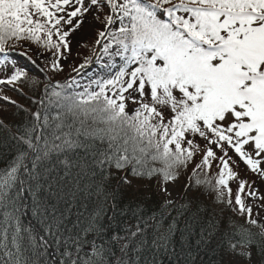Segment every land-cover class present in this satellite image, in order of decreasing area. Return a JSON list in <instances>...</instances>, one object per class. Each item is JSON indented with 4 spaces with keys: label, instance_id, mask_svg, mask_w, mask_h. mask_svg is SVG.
I'll return each mask as SVG.
<instances>
[{
    "label": "snow or ice",
    "instance_id": "snow-or-ice-1",
    "mask_svg": "<svg viewBox=\"0 0 264 264\" xmlns=\"http://www.w3.org/2000/svg\"><path fill=\"white\" fill-rule=\"evenodd\" d=\"M88 12L104 25L99 37L110 38L103 43L104 53L122 60L114 75L95 81L98 91L89 86L65 95L60 105L72 117L83 116L97 125L86 135L107 147L98 151L93 164L102 176L109 169L123 171L131 165L132 175L156 178L166 207L174 203L169 199L170 182H178L180 170H187L201 155L185 188L209 186L219 203L233 205L230 181L236 180L235 205L241 214L247 213V223L259 229L237 230L227 242L224 264H264V223L251 218L252 209L242 198L257 197L258 188L249 186L245 192L248 181L233 170L229 155H235L264 185V0H0V54L7 60L9 41L29 40L51 53L53 70H62L57 58L68 47L66 37ZM12 63V74L0 84L27 76V70ZM44 88L47 92L48 85ZM34 115L39 121L41 114ZM36 131L17 138L35 154L32 168L24 163L28 152L20 151L0 174V264H41L39 257L46 256L49 247H54L57 257L48 264H134L124 257L130 249L138 250L132 248L133 241L147 226L140 217L124 229L125 235L110 237V242L120 245L122 256L115 259L104 242L97 243L107 230L99 220L103 209L78 219L75 232L65 227L64 213L56 204L40 213L42 235L36 228L21 227L17 185L26 181L19 179L20 169L29 174L26 190L32 191L30 182L35 181L38 192L41 175L33 174L37 162L61 148L54 141L50 147L47 139L38 144L41 137L32 135ZM61 136L69 148L80 146L69 133L55 135L54 140ZM217 160L216 177L201 179L199 170L210 171ZM74 179L80 189L79 178ZM121 182L131 184L126 174ZM96 189L97 194L104 191L103 185ZM60 191L57 185L52 194L59 196Z\"/></svg>",
    "mask_w": 264,
    "mask_h": 264
},
{
    "label": "trees",
    "instance_id": "trees-1",
    "mask_svg": "<svg viewBox=\"0 0 264 264\" xmlns=\"http://www.w3.org/2000/svg\"><path fill=\"white\" fill-rule=\"evenodd\" d=\"M26 43H29V40L9 41L11 50L8 59L5 60L0 54V72L5 80L13 72V61L15 67L27 70L26 77L0 87V174L12 165L20 151L28 152L24 163L29 169L32 168L35 154L27 150L25 145L18 143L17 138L26 136L33 128L37 129L32 133L33 137H41L36 141L38 144L42 146L47 139L50 147L54 141L61 145V148L52 151L46 160L37 162L38 166L33 170V174L39 172L41 175L42 187L38 192L35 189V181L30 182L33 190H26L29 174L23 168L20 169L19 179L26 181L24 185H17L20 189L16 197V206L19 209L17 215L22 228H36L42 235L39 221L44 217L40 213L51 204H56L59 212L64 213V225L71 232L76 231L73 225L78 219L83 221L92 213L103 209L99 220L107 230L103 240H97V243L104 242L105 249L109 253H115V259L122 256L120 245L110 242V237L113 233L125 235L124 229L135 224L136 218L140 217L147 226L142 224L144 232L133 241L132 248L138 250L130 249L128 256L124 257L134 264H224L228 258L227 242L237 230L243 227L259 232L258 228L247 223V213L241 214L239 206L235 205V180L230 181L233 205L219 203L217 193L209 186L185 188L195 163H199L202 158L201 155L196 157L187 170H180V197L166 207L162 206L163 199L158 193L156 178L132 175L129 170L131 165L123 171L109 169L102 176L93 160L98 151L105 149L107 145L95 142L86 135V132L97 125L83 116L72 117L60 106L65 95L84 92L91 82V75L87 77L79 70L81 65L72 68H79L78 75L73 77L70 71L53 70L51 64H46L44 68L33 64L26 54H12L14 50L22 52ZM89 44L91 47L82 50V55L78 57L79 60H85L84 65L92 62L97 51L96 41ZM32 45L43 48L35 42H32ZM101 54L102 52L98 55ZM98 57L97 66L102 69H95L97 78L106 68L98 64L101 60ZM7 67L11 71H7ZM34 79L39 83L34 85ZM45 85H48L47 92ZM54 91L60 92L61 96L52 95ZM37 112L41 114L39 121L34 115ZM45 116L48 118L47 125L44 124ZM57 124L62 127L57 128ZM62 133H69L70 138L78 141L80 146L69 148L62 144L63 136L61 140H54L55 135ZM217 155L220 153L217 152ZM65 161L70 167L65 166ZM230 164L234 169V163L230 161ZM93 171L96 172L95 176L92 175ZM218 171L217 160L212 162L210 171L205 168L199 170V174L201 179L205 176L214 178ZM125 174L131 184L121 182V177ZM77 177L80 189L75 186L74 178ZM49 184L52 185L51 189ZM57 185L61 189L59 196L52 194L57 191ZM96 185H103L104 191L97 194ZM242 198L245 203V195ZM251 218L255 219L253 213ZM56 257L54 247H49L46 256L41 255L39 259L41 264H48Z\"/></svg>",
    "mask_w": 264,
    "mask_h": 264
},
{
    "label": "rangeland",
    "instance_id": "rangeland-1",
    "mask_svg": "<svg viewBox=\"0 0 264 264\" xmlns=\"http://www.w3.org/2000/svg\"><path fill=\"white\" fill-rule=\"evenodd\" d=\"M76 21H74L75 23ZM118 23L113 25V29L118 27ZM104 25L96 20L94 18V15L92 12H88L83 17V22L80 23L79 28L75 29L74 31L70 32V35L66 37V40L69 42L68 47L66 49H63L64 55L62 57H58L60 67L61 69L67 70V71H74L72 68H74L76 65H82L85 63V60H79L78 57L82 55V50H87L91 46L90 43H94V41H97L100 39L99 37V31L103 30ZM67 30V29H65ZM57 39V38H55ZM108 42V41H107ZM24 50L21 51H12L13 53H21L22 55L26 54L31 58L32 61H35V64L41 67H45L46 64H51L52 57L50 52H45L44 48H37L32 45V42L29 41V43H26L23 45ZM84 48V49H83ZM103 48V47H102ZM110 51H114V49H110ZM44 53L43 56L37 55V53ZM47 56L48 59L46 60L44 57ZM103 62L108 65V68L103 71L102 76L99 80L107 79L110 76L114 75L118 70L119 67L122 65V60L120 57L112 58L109 55L103 53ZM90 65L83 66L80 70H85L86 73L92 74L93 76V68L92 66H95L96 68V60H93ZM115 65V66H113ZM7 71H11L9 67L6 68ZM58 70V71H62ZM78 72L72 73L75 76H77ZM0 80L3 79V75L0 72ZM3 84H0V87ZM90 90H96V84L95 82H92L90 85ZM230 156H232V161H237V157L233 155L231 152L229 153ZM234 171L238 172L240 174V178H245L248 181V184L245 186V192L247 193L249 190V186L251 188H258L257 197H252L245 195V203L247 207H250L252 209V213L254 214L255 219L259 223H264V199L260 197H264V185H261L258 180H256V177L247 170L245 165L240 162L234 163ZM236 181V180H235ZM253 181H256L255 184H253ZM170 191L172 192V196L169 197V199H172L173 201L177 200L180 197V183L179 182H170L168 185ZM139 188V187H138ZM158 190V188H157ZM161 198L165 199L163 195H161Z\"/></svg>",
    "mask_w": 264,
    "mask_h": 264
}]
</instances>
